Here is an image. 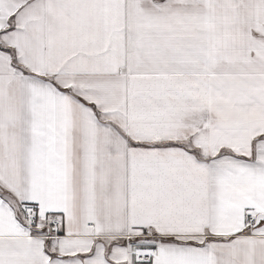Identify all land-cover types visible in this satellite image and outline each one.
I'll use <instances>...</instances> for the list:
<instances>
[{
  "label": "snow or ice",
  "instance_id": "1",
  "mask_svg": "<svg viewBox=\"0 0 264 264\" xmlns=\"http://www.w3.org/2000/svg\"><path fill=\"white\" fill-rule=\"evenodd\" d=\"M0 264H264V0H0Z\"/></svg>",
  "mask_w": 264,
  "mask_h": 264
}]
</instances>
